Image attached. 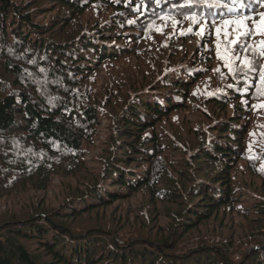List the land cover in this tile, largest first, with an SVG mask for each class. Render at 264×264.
<instances>
[{
  "label": "trees",
  "instance_id": "trees-1",
  "mask_svg": "<svg viewBox=\"0 0 264 264\" xmlns=\"http://www.w3.org/2000/svg\"><path fill=\"white\" fill-rule=\"evenodd\" d=\"M210 2L220 14L192 7L193 24L178 0H0V201L74 178L53 210L39 199L0 216V264H264L253 248L264 236V0L244 9L252 35L241 43L258 60L244 75L226 66L244 53L225 25L243 17ZM100 113L112 124L91 171L84 151ZM245 173L258 179L252 189ZM139 190L135 216L156 217L160 199L172 226L136 236L96 216ZM234 213L247 228L238 259L217 237L179 240Z\"/></svg>",
  "mask_w": 264,
  "mask_h": 264
},
{
  "label": "rangeland",
  "instance_id": "rangeland-1",
  "mask_svg": "<svg viewBox=\"0 0 264 264\" xmlns=\"http://www.w3.org/2000/svg\"><path fill=\"white\" fill-rule=\"evenodd\" d=\"M259 11H264V5L259 9ZM46 19L47 17H44L42 20ZM189 49L192 50V46H189ZM101 72H103L102 68ZM99 81L100 80H97L98 86L100 85ZM190 119L195 121V117H191ZM98 121L99 123L96 125L94 133L92 135L91 144L87 148V151H84V158L87 161L86 164L90 167L91 171H94L98 167L97 157L104 154V148L106 147L105 140H107V138L109 137L110 127L112 124V119L110 117L107 118L104 114L101 113L98 115ZM238 178L246 180L248 188L251 189V186H253L252 183H258V179L256 177L247 173L238 175ZM67 181L74 182V178L62 179L57 175L52 178L49 186L44 190L22 191L16 194H12L13 196H4V198L0 201V216L2 215L3 218H8L9 215H11L12 211L17 212L33 202L37 203L39 199L41 200L40 204L47 210H53L60 204V202L63 201V196L65 193L64 189L67 186ZM246 193L248 197L251 198V192L246 190ZM146 199L147 198L144 196L142 190H139L137 192L131 193V196L127 195L123 199L115 200L104 210L100 209L101 211H99L96 216L102 220H105L106 222H112L115 225L114 228L129 231L130 233H134L136 236H138L137 233L143 234L147 232L148 225H150L149 231L154 234L160 233L158 225L162 227H167L169 225L168 228L172 226L173 219H171L170 215L164 214L165 209L168 207V204H161L164 201L161 202L160 199L155 200L157 204H155L156 217L154 213H150V217L152 216V218L149 217L148 219L143 220H140L135 216L136 213L140 215V211L143 210L146 206ZM153 205L154 204H151V206ZM244 205L246 204L244 203ZM153 211H155V208ZM231 215L232 216L228 215L223 219H212L205 224H201L195 231L185 234L179 240H184V246H188L197 243V236L201 234L205 238L217 237L218 240H222L223 243H225L222 244V246L217 245V247L224 248L228 255L234 257V259H238L239 250L242 248L240 247L239 242L246 239L245 235H247V233L243 231V229L246 228V222L241 216H238L236 213ZM86 217L87 214L83 216L84 221L87 219ZM89 219H91V217ZM124 223L125 225H123ZM139 224H142V226L144 227L143 230L137 228V225L140 226ZM153 236L154 235H152V237ZM112 238L119 245L124 244L122 240H119L115 237ZM231 239L234 241V244L232 245L226 241ZM259 240L258 242L255 241L257 244H254L253 248L258 249V251H260L263 255L264 251H262L261 246L264 245V236H262ZM134 243L135 242H133L132 244ZM262 257L264 260V255Z\"/></svg>",
  "mask_w": 264,
  "mask_h": 264
},
{
  "label": "snow or ice",
  "instance_id": "snow-or-ice-1",
  "mask_svg": "<svg viewBox=\"0 0 264 264\" xmlns=\"http://www.w3.org/2000/svg\"><path fill=\"white\" fill-rule=\"evenodd\" d=\"M254 2V0H248V3H245L244 0H231V6H228L227 0H225L224 8H226V11H223V15L230 16V17H243V19H235V20H229L225 21L226 26L235 25V28L232 29L237 33V39L234 40L233 47L234 49L239 46V50L244 53V57L241 58L240 56L235 54V51L233 52V56L229 58V60L226 62V66L229 67V70L235 75L236 73H239L241 75L246 74L249 71H258L255 67V64L258 63L257 61H253L252 59L248 58V52L251 49V46L248 45L246 42L241 43V41H244L245 37H250L252 35L251 29L247 27V21L249 19L247 13L244 11L245 8H251V4ZM178 8L180 14L186 15L187 18L192 19L193 24L198 23L200 19V13H192L191 8L200 6L204 7L206 6L208 8V12L205 13V19H207L208 16H212L213 19H215L216 15H219L220 12H213L214 8H220L219 3H213L210 2V0H184V3H180L178 0ZM187 9V11H185ZM254 11V9H252ZM261 20L258 24H256V30L260 34L264 35V13H261ZM195 17V19H193ZM167 18V17H165ZM129 23H133V21H129ZM193 28H189L188 32L181 33V34H189L193 32ZM203 31V29H201ZM220 28H217V32L219 33ZM228 34L227 31L225 33ZM260 55H264V41L260 42V49H259ZM219 55V52H218ZM218 71V70H217ZM260 79L264 81V69L259 70Z\"/></svg>",
  "mask_w": 264,
  "mask_h": 264
},
{
  "label": "water",
  "instance_id": "water-1",
  "mask_svg": "<svg viewBox=\"0 0 264 264\" xmlns=\"http://www.w3.org/2000/svg\"><path fill=\"white\" fill-rule=\"evenodd\" d=\"M261 248H262V251H264V245H262ZM263 253H264V252H263ZM263 255H264V254H263Z\"/></svg>",
  "mask_w": 264,
  "mask_h": 264
},
{
  "label": "bare ground",
  "instance_id": "bare-ground-1",
  "mask_svg": "<svg viewBox=\"0 0 264 264\" xmlns=\"http://www.w3.org/2000/svg\"><path fill=\"white\" fill-rule=\"evenodd\" d=\"M130 224V223H129ZM125 225V224H124ZM118 227V226H117ZM182 245H184V244H182Z\"/></svg>",
  "mask_w": 264,
  "mask_h": 264
}]
</instances>
